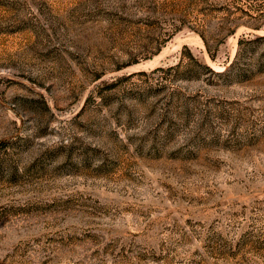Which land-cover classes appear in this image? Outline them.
<instances>
[{
  "label": "rangeland",
  "instance_id": "rangeland-1",
  "mask_svg": "<svg viewBox=\"0 0 264 264\" xmlns=\"http://www.w3.org/2000/svg\"><path fill=\"white\" fill-rule=\"evenodd\" d=\"M0 264H264V0H0Z\"/></svg>",
  "mask_w": 264,
  "mask_h": 264
},
{
  "label": "trees",
  "instance_id": "trees-1",
  "mask_svg": "<svg viewBox=\"0 0 264 264\" xmlns=\"http://www.w3.org/2000/svg\"><path fill=\"white\" fill-rule=\"evenodd\" d=\"M236 30V27H234L233 29H231L230 31L231 32H234ZM203 38H204V36H203ZM206 41V40H205ZM242 42V39H240V43ZM207 43V42H206ZM208 45V44H207ZM185 47H188L187 45H185ZM212 57H214L213 55H212ZM206 67H208V68H210V66H208V65H206V64H204ZM211 69V68H210ZM8 141H10L9 140V138H7V140H3L2 142H8Z\"/></svg>",
  "mask_w": 264,
  "mask_h": 264
}]
</instances>
